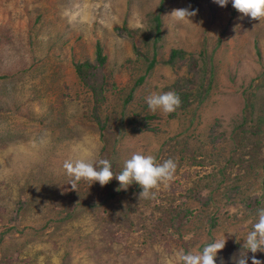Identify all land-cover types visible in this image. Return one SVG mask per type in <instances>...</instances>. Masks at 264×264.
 <instances>
[{
  "label": "rangeland",
  "instance_id": "rangeland-1",
  "mask_svg": "<svg viewBox=\"0 0 264 264\" xmlns=\"http://www.w3.org/2000/svg\"><path fill=\"white\" fill-rule=\"evenodd\" d=\"M96 41L103 129L73 67ZM172 48L198 69L185 109ZM263 171L264 0H0V264H216L233 242L264 264Z\"/></svg>",
  "mask_w": 264,
  "mask_h": 264
},
{
  "label": "trees",
  "instance_id": "trees-1",
  "mask_svg": "<svg viewBox=\"0 0 264 264\" xmlns=\"http://www.w3.org/2000/svg\"><path fill=\"white\" fill-rule=\"evenodd\" d=\"M163 6L160 4L158 6L157 12L151 17V30L153 32V42L155 43L161 33V13ZM150 34H145L143 40L148 39ZM134 51L138 56H145L139 47L134 46ZM180 60L181 63L188 65L190 69L188 72L193 73L192 76H181L178 77L172 84V98L171 105L173 110L185 109L187 108L193 99V91L197 85V68L195 58L189 54V58H186V52L183 49L172 48L169 52L168 58L165 63L173 65L176 61ZM106 60V55L103 53L102 45L99 41L95 42L94 45V57L93 60H82L73 63L75 74L83 87H85L91 96L92 109L91 115L95 122L98 124L99 129H103V122L99 115V109L102 102L104 101V92L108 89L109 82L107 75L103 71V66ZM155 58L152 57L146 67V71H149L154 63ZM143 80V75H141L137 82L140 83ZM154 117L152 114H145L138 119H131L132 131H142L151 130L154 128L150 126L149 120ZM203 203L209 200L208 196L200 197ZM247 205L250 208L259 211L264 220V171L259 177V192L257 194H252L246 199ZM191 209L184 208L177 212L176 218L179 223L185 221L188 215L191 213ZM211 219V225L214 223L213 217ZM254 247L250 244H240L238 242H233L217 247L215 251V263L216 264H246L247 256L253 251Z\"/></svg>",
  "mask_w": 264,
  "mask_h": 264
}]
</instances>
